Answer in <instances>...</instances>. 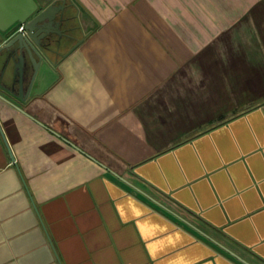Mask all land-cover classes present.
I'll list each match as a JSON object with an SVG mask.
<instances>
[{
	"label": "crops",
	"instance_id": "1",
	"mask_svg": "<svg viewBox=\"0 0 264 264\" xmlns=\"http://www.w3.org/2000/svg\"><path fill=\"white\" fill-rule=\"evenodd\" d=\"M67 4L0 96V264H264V0Z\"/></svg>",
	"mask_w": 264,
	"mask_h": 264
},
{
	"label": "water",
	"instance_id": "2",
	"mask_svg": "<svg viewBox=\"0 0 264 264\" xmlns=\"http://www.w3.org/2000/svg\"><path fill=\"white\" fill-rule=\"evenodd\" d=\"M68 8L67 0L53 1L45 8L35 0H0V96L11 105L19 108L2 94L24 100L40 65H54L57 46L69 36L63 28L70 20Z\"/></svg>",
	"mask_w": 264,
	"mask_h": 264
},
{
	"label": "built area",
	"instance_id": "3",
	"mask_svg": "<svg viewBox=\"0 0 264 264\" xmlns=\"http://www.w3.org/2000/svg\"><path fill=\"white\" fill-rule=\"evenodd\" d=\"M23 30V27L20 28V31Z\"/></svg>",
	"mask_w": 264,
	"mask_h": 264
}]
</instances>
